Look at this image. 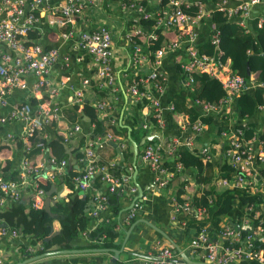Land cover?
I'll return each mask as SVG.
<instances>
[{"label": "crops", "instance_id": "1", "mask_svg": "<svg viewBox=\"0 0 264 264\" xmlns=\"http://www.w3.org/2000/svg\"><path fill=\"white\" fill-rule=\"evenodd\" d=\"M1 1V0H0ZM65 0H53L48 8H44L37 12L38 22L32 27L27 37V45H40L44 50L57 48L60 59L50 70V80L59 89V93L55 98H51L46 90L37 93L33 91V84L35 77L28 75L24 78L25 87L14 89L7 96V103L0 107V184L8 181H17L19 179L20 169L25 155L29 151V141H24L23 136L26 133L27 123L22 119H10L11 112L17 107L29 104L31 107L32 116L36 117V107L46 101L56 104L60 108V115L58 122L53 123L54 129L51 130L46 126L40 133L46 134L44 140L48 144V148L44 149L39 155L35 156L30 162L40 166L39 174L32 177L22 187V197L19 201L4 202L0 206V225L3 227L15 229L18 232L16 237L1 236L0 235V260L3 264H16L23 262L25 259L21 252V247L25 249L30 246L31 236L27 229L33 226V219L30 215V204L34 194L35 184L45 185L47 189L54 190L56 194L52 196V203L66 202L68 196L73 197L77 195L78 198L86 200V206L92 201L93 197L102 193L105 186L96 180L91 183L86 190H73V181L67 182L66 178L71 171H78V176L84 171L85 164L82 160L84 147L91 141H95L96 137L92 136L94 129L88 116L84 115L82 107L76 105L77 101L74 95L75 91L82 93V102H90L91 106L96 109L100 120L105 122V125L110 124L115 128L120 127L124 129V134L114 135L115 140L104 143L109 145L103 150L96 148L95 152L99 162L114 163L115 167L119 166L122 170V177L130 176V183L136 188V193L130 195L127 189H116L119 195V202L123 206V214L116 218L119 224L120 233L116 244L122 249V253L116 262L119 264H144L149 258L154 242L157 240V233L153 227L163 232L167 238L166 241L170 247L179 248L177 252V261L182 260V256L186 251H191L189 248V240L194 234V230L181 231L171 220V207L169 204V195L175 194L177 189L181 186L182 181H187L188 184L184 188L185 194L193 196L192 183L194 182L197 171L194 168H185L181 173L177 174L171 181L169 190L159 189L154 185L153 173L150 168L141 160L140 156L145 146L152 144L160 147L163 164L167 158L165 146L171 139L179 137L184 139L187 137V132L184 128V118L187 116H178V119H173L171 110L169 109L174 103V97L187 90L184 87L185 78H182L181 73L177 70V61L184 59V50L178 49L167 53L163 59L160 71L166 78L165 87L160 101L165 109L163 112V119L165 127L162 131H157L154 128L153 117L151 116V109L148 104L141 105L136 103L126 94L129 80H134L148 75L151 70V58L142 63L139 67L133 68L131 64L132 45L126 40L125 35L135 30H142L147 36L150 33H156L153 24L144 23L139 20L135 11L122 9L123 2L127 0H97L92 5L88 6L81 16L76 17L73 23H68L64 27L58 26L56 21L60 20V16L56 13V9L64 3ZM142 2L147 10L157 11L165 10L160 7L157 0H136ZM185 2L201 1L204 7L212 10L214 0H184ZM243 0H228V6L233 8L239 5ZM216 12V11H215ZM202 19L196 26L195 30L198 34L197 43H204L209 41L210 34L213 29L219 28L213 19V14ZM6 17L4 9L0 5V19ZM264 17V0L250 9L248 18L245 20L246 30L253 32L254 23L257 25L258 20ZM234 23V20H228L227 23ZM99 26L107 27L112 35L113 40V65L112 73L114 77L113 89H109L103 85V80L98 78V66L93 63L89 56L78 53L73 48V42L69 40H62L61 34L70 28L74 29L76 33L89 31ZM174 39H168L167 42ZM165 42V43H167ZM138 43L142 46L144 53L149 54L148 42L145 38L139 39ZM9 51L7 45L0 44V57L2 54ZM87 81V83H84ZM252 87V86H251ZM191 86L188 90H191ZM96 89L105 91L108 96L109 104L106 110L99 112L96 108L102 99L97 97ZM256 86L249 89L248 93L253 92ZM222 96L225 95L222 91ZM221 96V97H222ZM220 97V98H221ZM239 97V96H238ZM236 98V100L238 99ZM218 98L215 102H217ZM236 100L228 105L229 110L225 106L223 110L216 113H211L207 117H211V124L205 126L203 131L194 137V149L201 150L207 147L211 153L213 162H221L224 139L220 136V132L224 129L232 130L239 127L253 126V129H260L263 125L264 118L262 111L256 106L254 115L249 118L241 116L235 109ZM187 103L192 107L193 111L199 116L200 110L194 105V102L187 100ZM264 103V102H263ZM262 103V104H263ZM261 104V105H262ZM75 106L78 107L77 111ZM177 107L184 108V100H177ZM195 107V108H194ZM229 113V114H226ZM75 114V115H74ZM71 118H74V122ZM79 127V132L76 137L70 139L68 142H61L62 135L67 128L73 126ZM148 127V129L146 128ZM47 129L49 132H47ZM51 132V133H50ZM53 133V134H52ZM54 133L59 135V139L54 136ZM111 134V133H107ZM105 134L104 136H106ZM12 135L13 139L8 136ZM38 135V134H37ZM35 135L34 137H36ZM104 136H97L104 137ZM144 136L153 137L152 142H147L139 149V157L135 161L133 155V144H139ZM15 139V141H13ZM18 140V141H17ZM19 143L21 146H19ZM116 145V148L113 147ZM119 149L122 153L123 162L116 152ZM99 150V151H98ZM66 155L67 166L60 173L55 174L54 178L50 179L51 172H54L50 159L58 160L62 155ZM80 155V156H79ZM105 164V163H104ZM69 166L72 170L67 174ZM46 174V178H39ZM66 177L65 179L63 177ZM121 178V177H119ZM136 179L134 184L133 179ZM33 183H35L33 185ZM50 183V184H49ZM54 185V187H53ZM72 187V188H71ZM220 190L219 188H217ZM138 190H141L143 195L140 202L141 209L135 213V222L133 225L124 224V219L127 216L126 211L130 210L133 201L138 196ZM1 199V192H0ZM238 207V206H237ZM236 207V208H237ZM93 208V205L91 209ZM50 206L43 203V210L48 213ZM36 211V210H35ZM107 215V212L104 213ZM240 212V216H241ZM133 219V220H134ZM227 219L233 224L236 219ZM96 221L91 219L88 222V232H83L82 235L70 242L74 248L71 250H86L90 245L94 244V239L89 237V234L94 231ZM131 230L126 243L124 244L126 228ZM129 229V230H130ZM194 229V228H193ZM128 230V231H129ZM88 233V234H87ZM60 234V224L58 220L52 222V233L49 239H52ZM50 246L40 249L41 252H56L62 251L58 242L60 239H55ZM169 246V245H167ZM119 249V250H120ZM36 251V250H35ZM34 251V253H35ZM26 253V252H25ZM33 253V254H34ZM112 253H75L68 255H51L41 260L32 262L30 264H111ZM189 263L185 264H207L202 258V255L191 251L188 255Z\"/></svg>", "mask_w": 264, "mask_h": 264}, {"label": "built area", "instance_id": "2", "mask_svg": "<svg viewBox=\"0 0 264 264\" xmlns=\"http://www.w3.org/2000/svg\"><path fill=\"white\" fill-rule=\"evenodd\" d=\"M53 0H1V9L5 11L6 17L0 19V44L7 45L9 51L0 57V107L7 103V96L17 88H24V78L28 75L35 77L33 84L34 92L46 90L49 97L55 98L59 89L50 80V70L60 59L57 48L44 50L40 45H27V37L32 27L38 22L37 12L51 6ZM97 0H65L57 9L56 13L60 20L56 21L58 26L64 27L68 23H73L76 17L82 15L84 10ZM263 0H243L236 7H229L228 0H215L212 10L206 9L201 1L185 2L184 0H157L160 7L165 10H147L142 2L127 0L123 2L122 9L132 10L138 15L142 22L151 23L155 31L160 29H173L177 37L173 41L164 43L157 48L151 59V72L134 80H129L126 94L136 103L148 104L153 117L154 128L162 131L165 127L163 119L164 108L160 101L165 87L166 78L160 71L163 57L172 51L183 49L184 59H179L177 65L183 74L186 75L184 87L186 89L193 85L192 74L194 72L203 73L210 79L220 84L223 95L217 102L209 103L197 99L194 102L200 110V115L195 122H191L185 117L184 128L187 137L184 139L176 137L170 140L165 146L167 158L172 159L179 147L184 146L193 151L194 137L205 128L201 119L211 113L223 110L225 106L233 103L236 98L246 93L253 86L264 89V83L258 85L248 82L243 76L234 73L229 65L221 59L223 51L220 48L221 33L215 28L210 34L209 42L214 47V54H201L198 51V34L195 26L210 13L218 11L242 29L246 30L245 20L248 18L250 9L260 4ZM195 9V16L188 14L185 10ZM257 27L264 28V17L258 20ZM62 40L73 42V48L78 53L89 56L93 63L98 66V78L103 80V85L113 89V40L110 30L105 26H99L89 31L76 33L70 28L61 34ZM126 40L132 45L131 64L135 69L145 61H148L150 54L144 53L139 39L145 38L149 46L157 41L156 33L145 35L142 30H135L125 35ZM84 83H87L85 81ZM252 86V87H251ZM77 104L82 107V93L74 92ZM108 104L99 102L96 108L99 112L106 110ZM263 113L264 103L258 106ZM173 110V106L169 108ZM61 111L60 108L50 102H42L36 107L37 116L31 114L29 104L17 107L11 112L8 120L22 119L27 123L26 133L23 140L28 141L43 131L52 122H58ZM229 114V113H226ZM148 129V127H146ZM79 127L67 128L62 135V141L68 142L78 135ZM250 132L249 135H246ZM224 139L222 159L227 164L228 174L218 176L214 183L220 190H231L243 192L251 196H256L257 200L245 206L240 220L232 224L226 220L221 228L213 230L208 224L198 232H194L189 240L191 251L202 255L207 264H242L243 262H253L254 264H264V122L260 129L249 130L248 127H239L232 130L226 129L220 132ZM46 139V134L43 136ZM13 139L12 135L8 136ZM115 137L107 134L104 137H96L95 141L88 143L83 150L82 160L85 164L84 171L73 181V190H86L91 183L99 176V182L105 186V190L93 197V208L90 209L91 218L96 221L97 228L101 223L100 213L107 211L105 205L107 194L116 193V189H127L130 195L136 193V188L130 183V176L115 177L110 169L115 168L114 163L101 164L96 155V148L104 143L112 142ZM28 150V149H27ZM206 160H212L211 153L207 147L200 150ZM141 160L150 168L153 173V182L159 189L170 188V182L181 173L183 167L180 163L175 165V171L169 172L164 168L159 146L148 144L144 147ZM54 172H51L50 179L55 174L60 173L67 166L66 161L51 160ZM40 166L24 159L17 181H8L0 184V206L4 202L19 201L22 197V187L27 184L32 177L39 174ZM35 183H33L34 185ZM34 194L30 208L39 210L47 197L44 189L35 184ZM171 207V222L181 231L186 232L189 228V220L192 216L202 217L205 208H194L191 205V196L183 194L177 197L176 194L169 195ZM237 207V206H236ZM141 209L138 200L133 201L130 212L124 219V224L129 225L135 218V213ZM185 217L178 220V217ZM238 223V224H237ZM119 225V224H118ZM236 225V227L234 226ZM120 228L117 227V231ZM194 230L189 228L188 231ZM195 231V230H194ZM1 236L16 237L18 232L15 229L0 227ZM85 235V233H83ZM35 248L28 246L26 254H33ZM177 253L161 241L156 240L148 254V260L144 264H185L176 260ZM0 264L3 262L0 260Z\"/></svg>", "mask_w": 264, "mask_h": 264}, {"label": "trees", "instance_id": "3", "mask_svg": "<svg viewBox=\"0 0 264 264\" xmlns=\"http://www.w3.org/2000/svg\"><path fill=\"white\" fill-rule=\"evenodd\" d=\"M215 2V0H214ZM188 14L195 16V9L185 10ZM213 19L216 24H219V30L221 33L220 48L223 51L221 59L225 64L229 65L230 69L234 73H238L243 76L248 82L258 85L264 83V28H258L254 23L253 32H249L240 28L235 22L227 23L229 19L223 14V12L216 11L213 14ZM230 21V20H229ZM146 23V22H144ZM157 41L148 47L150 51V58L152 59V53L159 47H161L168 39H174L177 37V33L173 29H160L156 31ZM198 51L201 54L213 55L215 50L212 44L207 41L204 43H197ZM153 60V59H152ZM177 70L181 73L182 78H186V75L181 72L177 65ZM249 74L247 75V71ZM193 85L191 90H185L180 95L174 97L173 110L171 116L173 119H178V116H187L191 122H195L198 119V115L193 111L192 107L187 103V100L192 102L201 99L205 102L214 103L218 98L222 96V90L220 84L207 77L203 73L194 72L192 74ZM97 97L109 104L108 94L105 91H98L96 89ZM184 100V108L177 107V100ZM264 102V89L257 88L253 92H246L239 95L236 100V111L241 116H247L251 118L256 106L261 105ZM139 108H143L144 103L140 104ZM195 108V107H194ZM78 107L75 106L77 111ZM84 115L88 116L94 129L92 136H104L107 133L114 135L124 134V129L120 127L115 128L113 125L107 124L100 120V116L90 102L82 105V111ZM75 115V114H74ZM74 122V118H71ZM201 122L205 126L211 124V117H204ZM52 122L49 126L51 130L55 125ZM249 130L253 129V126H248ZM47 132L49 130L47 129ZM51 133V132H50ZM53 134V133H52ZM248 132L246 135H249ZM44 133H39L36 137H30L28 152L25 158L29 161L33 160L35 156L39 155L44 149L48 148L47 142L43 138ZM54 136L59 139V135L54 133ZM59 136V137H58ZM15 141V139L13 140ZM18 141V140H17ZM60 141L62 139L60 138ZM150 143V142H149ZM148 144V143H147ZM19 146L20 143H19ZM109 145H101L99 150H103ZM98 150V151H99ZM80 156V155H79ZM67 156L64 154L58 160H65ZM51 161V159H50ZM105 164H109L104 162ZM102 162V164H104ZM180 163L185 168H194L197 173L192 183L193 196L191 197V205L194 208H205L206 213L202 217L192 216L189 220V228H194L195 232L200 231L206 225L210 224L213 230H218L225 223L227 217L230 219L240 220L241 214L245 211V206L257 200L256 196H251L243 192H235L231 190H218V186L214 183L218 176H226L229 172L228 167L224 159L221 162H213L212 160H206L201 154L200 150L190 151L184 146L179 147L175 156L171 160H166L164 168L169 172L175 171V165ZM115 177H122V170L119 166L110 169ZM78 177V171H71L66 178L67 182L74 181ZM96 183L99 182V176L95 179ZM94 180V181H95ZM50 184V183H49ZM187 181H182L181 186L176 191V196L180 197L185 194L184 188L187 186ZM171 185V182H170ZM48 195L46 204L50 206L48 213L43 210V207L39 210H30L31 218L33 219V226L27 229L28 234L31 236L30 246L35 248L34 254H26L21 247L24 259L30 258L36 255L43 254L40 249H44L55 239H60L59 246L63 250L78 249L70 245L73 239H76L82 235L83 232H88V222L92 219L89 212L86 210V200L78 198L77 195L71 197L68 196L66 202L52 203V196L56 194L54 190L47 189L45 185H39ZM54 187V185H53ZM72 188V187H71ZM168 188H163L167 191ZM118 193L107 194V215L100 213L99 219L101 223L97 228L89 234V237L94 239V244L87 247L88 249H114L119 250L121 247L116 244L120 233L117 231L118 221L116 218L122 217L123 206L119 202ZM236 206H238L236 208ZM239 211L238 216H234L232 213L236 209ZM130 210L126 211L128 214ZM185 216L181 215L178 220L183 219ZM58 220L60 224V234L56 237L49 239V235L52 233V222ZM229 221V220H228ZM135 222V219L131 221V225ZM238 224V223H237ZM188 228V230H189ZM130 228L127 227L128 231ZM187 230V231H188ZM88 234V233H87ZM157 240L161 241L166 246L170 244L160 234L157 235ZM119 264V263H117ZM242 264H254L253 262H243Z\"/></svg>", "mask_w": 264, "mask_h": 264}, {"label": "water", "instance_id": "4", "mask_svg": "<svg viewBox=\"0 0 264 264\" xmlns=\"http://www.w3.org/2000/svg\"><path fill=\"white\" fill-rule=\"evenodd\" d=\"M249 74V70L247 71V75ZM153 140V137H150V136H144L142 138V140L140 141L139 144H136V143H132L133 144V155H134V159L135 161L137 160V158L140 156L138 153H139V149L141 147H143L147 142H152ZM113 147L116 148V145L113 144ZM116 152L117 154L119 155L120 157V161L123 162V158H122V153L119 149H116ZM72 166H69V169H68V172L67 174L72 170ZM39 178H43L45 179L46 178V174H43V176H39L37 179ZM134 181V184L136 179L134 178L133 179ZM143 193L141 190H138V196L135 198V200H139L141 199ZM47 199H48V195L44 201V205L45 203L47 202ZM92 201L86 206V210L85 212H89L91 207H92ZM150 227H153L155 229V231L157 233H159L161 236L163 237H166V235L161 232L159 229L155 228L152 224H149ZM236 227V225H234ZM0 227H3L0 225ZM132 229H130L129 231L126 232L125 234V240H124V244L126 243L127 239H128V236L130 234ZM174 252L177 253L179 252V248L177 246H174ZM191 251H186L185 254L182 256V260L181 261H178L180 263L182 262H186V263H189V259H188V255L190 254ZM75 253H112L113 256L110 260V263L111 264H116L118 258H119V255L122 253V249L120 250H114V249H86V250H62V251H56V252H46V253H43V254H40V255H36V256H33V257H30V258H27L25 259L23 262H19V263H16V264H30L32 262H35V261H38V260H41L45 257H48V256H55V255H68V254H75Z\"/></svg>", "mask_w": 264, "mask_h": 264}, {"label": "rangeland", "instance_id": "5", "mask_svg": "<svg viewBox=\"0 0 264 264\" xmlns=\"http://www.w3.org/2000/svg\"><path fill=\"white\" fill-rule=\"evenodd\" d=\"M236 209V208H235ZM234 216H238L239 215V211L236 209L235 211H233L232 213Z\"/></svg>", "mask_w": 264, "mask_h": 264}]
</instances>
